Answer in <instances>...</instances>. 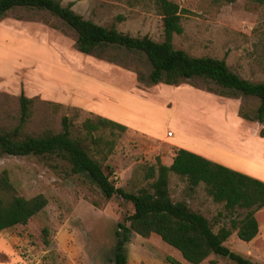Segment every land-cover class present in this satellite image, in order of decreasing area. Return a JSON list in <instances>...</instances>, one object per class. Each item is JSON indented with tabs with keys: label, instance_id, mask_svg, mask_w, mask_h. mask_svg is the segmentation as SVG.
<instances>
[{
	"label": "rangeland",
	"instance_id": "obj_1",
	"mask_svg": "<svg viewBox=\"0 0 264 264\" xmlns=\"http://www.w3.org/2000/svg\"><path fill=\"white\" fill-rule=\"evenodd\" d=\"M59 1H72L74 12L102 26L154 41L162 38L161 15L146 0ZM171 1L180 8L182 26L172 36L174 48L223 58L240 77L264 80V0ZM150 69L141 52L113 44L87 54L77 51L74 31L45 10L9 9L0 17V130L19 124L22 92L31 101L21 124L27 134L59 131L62 116L74 135L83 133L82 120L95 116L125 126L116 136L97 132L103 138L91 148L102 171L125 191L147 187L153 179L144 177L147 167L156 158L167 162L176 148L228 160L264 181V136L257 134L262 123L239 114L253 110L256 98L198 76L171 85L152 82ZM206 142L214 147L205 148ZM243 153L256 164L235 160ZM1 170L16 194L41 193L47 202L26 223L0 230V264H113L114 231L118 223L127 225L130 202L118 195L104 197L85 173L71 172L54 155L3 154ZM167 189L172 200H184L213 229L227 226L233 216L206 194L202 183L189 190L183 178L169 172ZM254 216L258 228L251 240H239L233 231L223 244L264 264V205ZM123 249L125 264H174L168 259L190 264L153 233L142 237L129 232ZM198 264L236 263L210 254Z\"/></svg>",
	"mask_w": 264,
	"mask_h": 264
},
{
	"label": "trees",
	"instance_id": "obj_2",
	"mask_svg": "<svg viewBox=\"0 0 264 264\" xmlns=\"http://www.w3.org/2000/svg\"><path fill=\"white\" fill-rule=\"evenodd\" d=\"M143 0H127L130 4ZM151 2L161 15V40L154 41L146 35L132 36L120 32L114 26H102L83 18L71 9L72 1L61 4L59 0H0V17L15 7L36 8L59 18L75 33L76 49L90 53L103 44H113L128 50L141 52L151 69L149 79L164 84H175L180 78L198 76L218 86L252 96L257 99L251 111H240L243 119L262 123L257 134L264 136V80L250 81L240 77L225 64L223 58L193 56L182 49L174 48V34H180V8L171 0H146ZM20 122L10 130H0V156L9 155H54L69 164L73 173H85L106 198L118 195L130 202L132 211L125 217L126 224L118 223L114 231L113 264H125L123 245L129 232L142 237L153 233L161 241L176 249L190 264H198L210 254L226 257L236 264H254L246 257L235 253L223 244L234 231L242 241L251 240L257 233L254 213L264 205V182L211 162L182 148L173 151L169 165L158 158L147 167L145 178H153L147 187L135 192L117 187L101 169L100 162L91 154L92 145L101 142L103 131L111 136L122 132L125 126L101 116L85 118L80 126L82 134H73L69 120L62 116L59 131L44 130L39 134L22 132L21 124L28 116L30 99L19 93ZM97 132H102L97 133ZM111 144L110 140H106ZM183 178L186 187L202 183L207 195L222 204L229 217L228 225L213 223L204 215L191 209L184 200H172L168 189V173ZM47 200L41 193L30 197L16 194L9 183L5 170L0 171V230L16 224H24L40 211ZM237 209L241 211H237ZM218 215L220 213L218 212ZM178 264L173 259H168Z\"/></svg>",
	"mask_w": 264,
	"mask_h": 264
},
{
	"label": "crops",
	"instance_id": "obj_3",
	"mask_svg": "<svg viewBox=\"0 0 264 264\" xmlns=\"http://www.w3.org/2000/svg\"><path fill=\"white\" fill-rule=\"evenodd\" d=\"M171 136V135H170ZM201 143H203V142H201ZM200 143V144H201ZM204 146H205V148H211V147H214V146H211L212 144L211 143H208V142H206V143H204L203 144ZM216 146V145H215ZM169 149V148H168ZM219 149V148H218ZM191 150V149H190ZM216 150V149H215ZM219 150H221V149H219ZM174 151V150H173ZM173 151L171 152V156L168 158V161L167 162H162L163 164H165V165H169L170 164V162H171V159H172V155H173ZM193 151V152H192ZM192 151H190V152H192V153H195V154H197V155H199V156H201V157H203V158H205V159H207V160H209V161H211V162H214V163H217V164H220V165H222V166H224V167H227V168H229V169H232V170H234V171H237V172H239V173H242V174H245V175H247V176H249V177H253V178H255V176H252V174H250V172L247 170V169H244L243 167H239L238 165H234V164H232V163H230V162H228V160H223V159H220V158H218V157H214V156H211L210 154H208V153H206V154H204L203 152H200V151H198V150H192ZM220 153V152H219ZM238 155H240V154H238ZM250 156V155H249ZM248 158V159H247ZM251 158L250 157H248V154H245V153H243V155H240L238 158H236L235 160H237L238 162H245L246 160L248 161V160H250ZM251 162H254L255 164H256V162L253 160V159H251L250 160ZM250 164V163H249ZM256 179H258V180H260L259 178H256ZM261 181H263V180H261ZM264 182V181H263Z\"/></svg>",
	"mask_w": 264,
	"mask_h": 264
},
{
	"label": "built area",
	"instance_id": "obj_4",
	"mask_svg": "<svg viewBox=\"0 0 264 264\" xmlns=\"http://www.w3.org/2000/svg\"><path fill=\"white\" fill-rule=\"evenodd\" d=\"M166 135H167V136H170V132H169V131H167V132H166Z\"/></svg>",
	"mask_w": 264,
	"mask_h": 264
}]
</instances>
